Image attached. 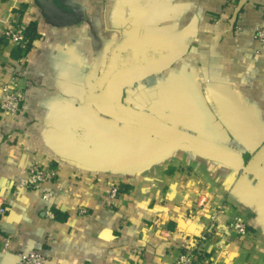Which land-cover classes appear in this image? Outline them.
I'll return each instance as SVG.
<instances>
[{
	"label": "crops",
	"instance_id": "crops-1",
	"mask_svg": "<svg viewBox=\"0 0 264 264\" xmlns=\"http://www.w3.org/2000/svg\"><path fill=\"white\" fill-rule=\"evenodd\" d=\"M14 22L34 41L0 108V264H174L221 208L249 233L198 263L264 264V0H0ZM20 56L0 40V103ZM34 165L57 178L14 195Z\"/></svg>",
	"mask_w": 264,
	"mask_h": 264
},
{
	"label": "built area",
	"instance_id": "built-area-1",
	"mask_svg": "<svg viewBox=\"0 0 264 264\" xmlns=\"http://www.w3.org/2000/svg\"><path fill=\"white\" fill-rule=\"evenodd\" d=\"M235 1L236 0H227L228 3H233ZM259 38L264 42V28L259 30ZM0 40L15 44L21 52V56L17 59L15 64L12 65L16 77L3 86V97L0 103V108L3 112L15 115L22 111L23 102L25 100L24 89L19 85L17 78L20 75L22 67L26 64L27 55L30 50V39L27 36L26 28L20 23L14 22L0 33ZM56 178L57 173L54 169L34 165L29 169L26 178L16 185L14 195L19 194L21 188L39 190L45 183L52 182ZM119 192L120 186L116 183H111L109 197L115 198ZM52 196V193L49 191L43 193L44 200H50ZM207 200V196L200 195L197 204L203 207L206 205ZM216 211V214L211 217L209 223L206 225L204 234L201 235L198 240L194 241V243L184 245V251L176 259L174 264H199L198 253L203 250L202 244L217 238L222 231L232 232L239 238H244L248 235V226L242 217L237 216L234 219L222 223L218 215L224 213V209L221 208ZM19 256L20 260L18 264H46L44 256L36 250H31L28 253L22 252Z\"/></svg>",
	"mask_w": 264,
	"mask_h": 264
},
{
	"label": "water",
	"instance_id": "water-1",
	"mask_svg": "<svg viewBox=\"0 0 264 264\" xmlns=\"http://www.w3.org/2000/svg\"><path fill=\"white\" fill-rule=\"evenodd\" d=\"M54 9L56 10V7H54ZM141 122L145 123L151 129L162 134L163 136L168 138L170 141H173V142L179 143V144H183V145L188 143L187 138L184 137L183 135L176 133V132L172 131L171 129H168L166 127H163V126L157 124L155 121H153L150 118L143 117V118H141Z\"/></svg>",
	"mask_w": 264,
	"mask_h": 264
},
{
	"label": "trees",
	"instance_id": "trees-1",
	"mask_svg": "<svg viewBox=\"0 0 264 264\" xmlns=\"http://www.w3.org/2000/svg\"><path fill=\"white\" fill-rule=\"evenodd\" d=\"M26 33H27V36L29 37L30 39V48L33 46V38L32 36L30 35L29 31H28V28L26 29ZM196 254V253H195ZM199 260V259H198Z\"/></svg>",
	"mask_w": 264,
	"mask_h": 264
}]
</instances>
